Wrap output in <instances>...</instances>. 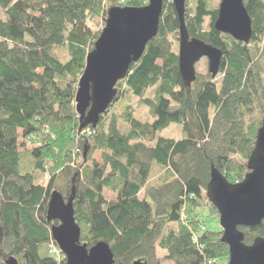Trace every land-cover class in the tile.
<instances>
[{
  "label": "trees",
  "instance_id": "1",
  "mask_svg": "<svg viewBox=\"0 0 264 264\" xmlns=\"http://www.w3.org/2000/svg\"><path fill=\"white\" fill-rule=\"evenodd\" d=\"M148 1L0 0V264H65L50 253L57 223L46 213L52 191L67 200L72 189L80 242L106 243L114 264H228L222 231H206L200 211L219 219L205 195L212 167L231 185L248 173L264 114V0H243L247 45L215 31L219 0L185 2L189 36L222 52L218 77L196 73L189 88L178 72L177 15L164 1L157 35L113 104L96 128L79 131L78 81L108 10ZM134 99L151 123L133 117ZM172 125L178 139L159 135ZM238 230L246 246L264 240V220Z\"/></svg>",
  "mask_w": 264,
  "mask_h": 264
},
{
  "label": "water",
  "instance_id": "2",
  "mask_svg": "<svg viewBox=\"0 0 264 264\" xmlns=\"http://www.w3.org/2000/svg\"><path fill=\"white\" fill-rule=\"evenodd\" d=\"M166 0H149L141 8H110L93 50L86 56L78 81L75 110L79 131L96 128L99 118L113 104L116 85L125 79L129 68L141 58L147 43L155 38ZM178 20V72L186 87L196 80L195 66L207 60L212 79L219 74L222 52L201 40L191 38L185 27L186 0H169ZM214 29L247 45L252 37L251 19L243 0H220ZM248 173L234 185L213 167L205 195L218 213L221 242L228 247V264H264V240L243 243L238 228H255L264 220V119L257 130L255 145L246 163ZM74 190L67 200L58 191L50 193L46 221L56 222L51 237L65 257V264H114L109 246L99 242L87 248L80 242V229L74 219ZM4 264H17L8 260ZM132 264H144L135 261Z\"/></svg>",
  "mask_w": 264,
  "mask_h": 264
},
{
  "label": "rangeland",
  "instance_id": "3",
  "mask_svg": "<svg viewBox=\"0 0 264 264\" xmlns=\"http://www.w3.org/2000/svg\"><path fill=\"white\" fill-rule=\"evenodd\" d=\"M219 3H220V0L218 2V5H219ZM218 5H217V9H218ZM0 16H1V11H0ZM64 52H65L64 48H58L56 50V54L58 55L60 61H64L63 59H61L62 57L65 56ZM259 61H260L259 64L262 67H264V51L262 52V54H261V56L259 58ZM206 70L207 69H206L205 63L203 61H201L200 64L198 65L197 69H196V73L205 74ZM261 79L264 81V77L261 76ZM153 89L154 88L147 89L145 95L148 96L150 93H152ZM113 106H115V104ZM132 108H133V117L135 119H137L138 121L144 122V123H151L152 122L153 119L148 114V110L145 107L139 105L137 100H135V99L133 100ZM263 119H264V114H263V116L259 117L257 120L259 122H261ZM120 125H121V123H120ZM121 127H122V130L124 132H127L128 129H129V126L127 124H125V123L123 125H121ZM172 127H176V126L172 125L169 129L162 131L159 135H161L164 138L170 137V138L178 139L179 130L176 129V128H179V126H177L176 128H172ZM19 144L20 145L24 144L22 139L19 140ZM28 149H29V147L24 144L23 147H20L19 151H25V150L27 151ZM94 160L96 162H99V154H95L94 155ZM24 168H25L26 171H28V169H29V166H28V163H27L26 160H25V163H24ZM103 197L106 200L110 201V200L115 199L116 195L112 194V193H110L108 191H104L103 192ZM200 213H201L200 221H201V223H202V225H203V227L205 228L206 231L218 232V231L221 230V227H220V224H219V219L209 215L210 214V209L209 208H207V207L202 208ZM162 264H171V263L165 261Z\"/></svg>",
  "mask_w": 264,
  "mask_h": 264
},
{
  "label": "built area",
  "instance_id": "4",
  "mask_svg": "<svg viewBox=\"0 0 264 264\" xmlns=\"http://www.w3.org/2000/svg\"><path fill=\"white\" fill-rule=\"evenodd\" d=\"M121 1H123V0H121ZM50 253H51V255L58 261V262H61L60 260L62 259V257H61V252H60V250L58 249V247L55 245H50ZM64 258V257H63Z\"/></svg>",
  "mask_w": 264,
  "mask_h": 264
},
{
  "label": "flooded vegetation",
  "instance_id": "5",
  "mask_svg": "<svg viewBox=\"0 0 264 264\" xmlns=\"http://www.w3.org/2000/svg\"><path fill=\"white\" fill-rule=\"evenodd\" d=\"M201 61H203V62L205 63V65H206V69H207V60L203 58V59L200 60V62H201ZM200 62L196 64V66H195V70L197 69V67H198V65L200 64ZM206 72H207V70H206ZM207 73H208V72H207ZM218 75H219V74H218ZM218 75H217L216 77H218ZM216 77H215V78H216Z\"/></svg>",
  "mask_w": 264,
  "mask_h": 264
}]
</instances>
